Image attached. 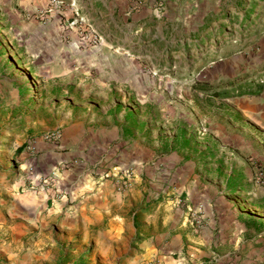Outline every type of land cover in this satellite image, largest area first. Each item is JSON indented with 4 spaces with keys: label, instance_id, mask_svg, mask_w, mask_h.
<instances>
[{
    "label": "rangeland",
    "instance_id": "obj_1",
    "mask_svg": "<svg viewBox=\"0 0 264 264\" xmlns=\"http://www.w3.org/2000/svg\"><path fill=\"white\" fill-rule=\"evenodd\" d=\"M110 1L0 0V264H264V186L247 231L230 228L191 262L185 247L167 248L161 216L142 203L122 207L111 232L80 222L51 186H78L83 162L36 168L41 153L85 146L86 130L70 150L58 141L62 122L88 109L121 108L122 121L160 139L180 127L196 140L220 133V95L237 81L235 95L246 94L264 58V0H112L119 14Z\"/></svg>",
    "mask_w": 264,
    "mask_h": 264
},
{
    "label": "crops",
    "instance_id": "obj_2",
    "mask_svg": "<svg viewBox=\"0 0 264 264\" xmlns=\"http://www.w3.org/2000/svg\"><path fill=\"white\" fill-rule=\"evenodd\" d=\"M109 9L112 14L121 12L112 0ZM91 74L88 79L95 75ZM237 83L230 84V91L224 89L226 96L220 95V133L196 140L183 136L180 127L160 139L156 137L158 129L122 121L121 108L88 109L87 119L62 122L65 127L58 141L60 151L70 150L86 130L85 146H79L76 155L41 153L36 168L47 171L66 163L69 155L86 165L88 173L84 179L80 178L86 171L77 176L78 186L69 185L72 179L64 186H51L64 194L61 198L73 199L74 215L80 222L104 226L111 232L113 225L122 227V207L130 209L142 203L148 218L161 216L163 226H159L169 239L170 251L185 247L191 262L210 256L212 246L228 240L223 232L232 227L245 232L249 219L255 221L248 218L250 203L259 186H264V182L254 181V162L264 168V58L250 74L246 94L235 95L240 88ZM122 173L131 174L132 184L123 193L113 185V176ZM178 198L201 209L203 226L197 233L184 207L177 204ZM63 201L55 206H63Z\"/></svg>",
    "mask_w": 264,
    "mask_h": 264
},
{
    "label": "built area",
    "instance_id": "obj_3",
    "mask_svg": "<svg viewBox=\"0 0 264 264\" xmlns=\"http://www.w3.org/2000/svg\"><path fill=\"white\" fill-rule=\"evenodd\" d=\"M57 134L51 135L48 140H57ZM254 181L258 184L264 182V168L261 165L256 166ZM113 185L118 192H125L131 188V174L122 173L113 176ZM177 204L184 207L188 213L189 220L193 226V230L197 233L203 226V215L201 209L190 207L182 198H178Z\"/></svg>",
    "mask_w": 264,
    "mask_h": 264
},
{
    "label": "trees",
    "instance_id": "obj_4",
    "mask_svg": "<svg viewBox=\"0 0 264 264\" xmlns=\"http://www.w3.org/2000/svg\"><path fill=\"white\" fill-rule=\"evenodd\" d=\"M228 86H230V85H228ZM196 87H197V90H198V91H200V92H202V93H205V94L208 93L207 90H206V88H205V86H203V85H199V84H198ZM231 87H232V86L227 87V88H225V89H229V91H230V90H231ZM241 91H242V90H241ZM214 95H217V94L214 93Z\"/></svg>",
    "mask_w": 264,
    "mask_h": 264
}]
</instances>
